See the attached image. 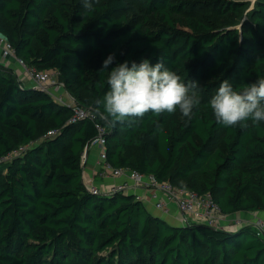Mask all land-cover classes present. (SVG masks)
Here are the masks:
<instances>
[{
    "label": "trees",
    "instance_id": "16d2710c",
    "mask_svg": "<svg viewBox=\"0 0 264 264\" xmlns=\"http://www.w3.org/2000/svg\"><path fill=\"white\" fill-rule=\"evenodd\" d=\"M133 2L139 20L123 12ZM0 0V33L19 58L56 70L95 114L113 64L159 59L199 83L191 119L177 109L114 126L97 116L68 123L69 107L27 87L0 65V264H264V239L249 225H173L127 193L95 195L83 155L106 130L108 161L210 193L223 215L264 212V122L218 124L209 101L229 79L237 90L264 78V0ZM49 131L56 134L48 136ZM221 135L223 147L214 143ZM156 138L158 157L151 154ZM132 150V152H130Z\"/></svg>",
    "mask_w": 264,
    "mask_h": 264
},
{
    "label": "clouds",
    "instance_id": "9594fccd",
    "mask_svg": "<svg viewBox=\"0 0 264 264\" xmlns=\"http://www.w3.org/2000/svg\"><path fill=\"white\" fill-rule=\"evenodd\" d=\"M85 6L90 8L88 0ZM109 54L103 61L100 72L107 71L105 83L108 90L102 99L95 101V115L111 125L131 124L151 112L159 116L164 112L174 113L179 109L183 117L191 119L193 109L201 103L197 94L199 83L187 82L180 74L165 66L162 60L152 64L142 58L139 63L128 61L117 63ZM211 111L218 124L225 127L246 128L249 122L259 125L264 122V78L258 77L237 90L229 79L220 83L209 101Z\"/></svg>",
    "mask_w": 264,
    "mask_h": 264
},
{
    "label": "built area",
    "instance_id": "2783aa9c",
    "mask_svg": "<svg viewBox=\"0 0 264 264\" xmlns=\"http://www.w3.org/2000/svg\"><path fill=\"white\" fill-rule=\"evenodd\" d=\"M10 59H13L21 68L18 81L24 83L23 79L28 78L32 84L39 89V91L50 95L57 103L65 105L71 109L72 114L68 123H77L87 119L94 120L96 118V115L90 108L79 105L73 97H56L62 96V94H57H59L60 88H65L64 84L60 83L58 80V71L38 70L29 67L24 60L17 56L9 39L0 34V65H4ZM96 127L98 134L90 142L89 148L95 146L100 148L98 165L100 166L101 174L105 177H125L131 181V184L125 183L114 185L107 193H103L97 187L90 185L88 189L91 193L100 195L116 192L128 193L129 191H132L136 194L134 197L143 203L152 199L155 208L166 215L170 214L173 209H177V211L181 213L182 225L194 223L221 228L219 224L226 215L222 214L218 203L210 193L200 194L189 189L179 188L169 181H159L151 174H143L128 167H113L108 161L106 130L100 124H97ZM55 134V131L48 132V136H53ZM27 148L28 146H21L19 149L0 157V166L7 164L16 157L22 155ZM89 148H86V151ZM138 191H142V193L138 194ZM145 192L149 193L150 198L144 195ZM251 226L255 229L257 236L264 239L263 221L257 220L254 222V225Z\"/></svg>",
    "mask_w": 264,
    "mask_h": 264
},
{
    "label": "crops",
    "instance_id": "0c3cea01",
    "mask_svg": "<svg viewBox=\"0 0 264 264\" xmlns=\"http://www.w3.org/2000/svg\"><path fill=\"white\" fill-rule=\"evenodd\" d=\"M1 34V33H0ZM7 69H10L13 73V75L18 79L19 74L21 73V68L17 65V63L10 59L8 60L4 65ZM24 85H32V82L25 78ZM28 87V86H27ZM99 156H100V148L95 146L91 147L87 150L86 153L83 155V182L84 184L89 187L90 185H93L97 187L100 191L103 193H107L111 187L114 185L119 184H131V181L125 177H105L101 174L100 166L98 165L99 162ZM142 191H138V194H141ZM127 194H133L136 195L134 192L129 191ZM148 198H150L149 193H144ZM144 205L148 209V211L154 215V216H160L165 221L169 222L173 225H182L181 223V213L177 211V209H173L170 214H164L160 210L155 208L154 201L152 199L147 200L144 202ZM237 214H241L240 216L245 217L248 220H253L254 222L256 220H261L264 223V212H239ZM231 216V215H230ZM260 217V218H259ZM248 222V221H247ZM252 223H238L229 226L230 228H237L239 226L243 225H251ZM253 225V224H252Z\"/></svg>",
    "mask_w": 264,
    "mask_h": 264
},
{
    "label": "rangeland",
    "instance_id": "374dc122",
    "mask_svg": "<svg viewBox=\"0 0 264 264\" xmlns=\"http://www.w3.org/2000/svg\"><path fill=\"white\" fill-rule=\"evenodd\" d=\"M245 1L249 3V8L245 12L244 18L246 17V13H248L254 7V5H255V3H256L257 0H255V3H254V0H245ZM137 7H138L137 2H133L131 4L130 8L127 11L123 12V14L126 15L129 19H133V20H136L137 21L141 17V13L137 9ZM0 21L4 24L5 27H7V28H10L11 27V23L8 22V21L3 20L1 17H0ZM58 80H59L60 83H62L60 81V79H58ZM61 94H62V96H56V97H63V96H66V97L67 96H71L72 97V95H70L67 92L66 88H62V89L60 88L59 89V94H57V95H61ZM221 135H222V133H220L219 136H218V138L216 139V141L214 143V148L215 147H223V143L221 141ZM152 143L153 144H152V148H151V151H152L151 154H152V157L155 158V157H158L157 148H156V138H153ZM130 152H132V150H130ZM176 186L179 187V188L187 189L186 182H180L179 184H176ZM240 215L241 214H237V213L231 214V216L230 215H226V217L221 220L219 226L221 228H223V229L224 228H227L228 229L229 226H231V224L234 225V224L244 223V222L245 223H252L254 225V221L253 220L252 221L251 220H248L245 217H242Z\"/></svg>",
    "mask_w": 264,
    "mask_h": 264
},
{
    "label": "water",
    "instance_id": "95a60500",
    "mask_svg": "<svg viewBox=\"0 0 264 264\" xmlns=\"http://www.w3.org/2000/svg\"><path fill=\"white\" fill-rule=\"evenodd\" d=\"M254 3H255V0H254ZM28 87H30V88H33V89H35V90H37V91H39V89L36 87V86H34L33 84L32 85H27ZM87 152V151H86ZM85 152V153H86ZM130 196H135V195H133V194H130ZM156 218H158V219H163V218H161L160 216H155Z\"/></svg>",
    "mask_w": 264,
    "mask_h": 264
}]
</instances>
